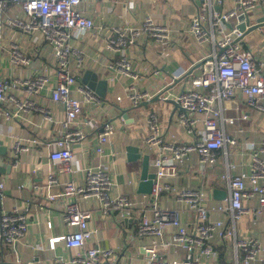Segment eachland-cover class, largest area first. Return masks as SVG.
I'll return each mask as SVG.
<instances>
[{
	"label": "crops",
	"instance_id": "obj_1",
	"mask_svg": "<svg viewBox=\"0 0 264 264\" xmlns=\"http://www.w3.org/2000/svg\"><path fill=\"white\" fill-rule=\"evenodd\" d=\"M201 4V0H90L83 5V10L94 20V28L72 42L73 47L84 52V61L78 70V82L88 87L80 79L86 71H95L99 78L107 80L108 91L103 99L91 89L100 102L86 104L83 114L73 123L71 129H82L87 139L73 144L74 161L70 173L55 172V166L50 160L55 142L65 131L62 124L65 120V106L61 102L52 101V92L57 84L56 62L53 57H46L44 42L40 39L34 41L27 34L9 26L7 18L18 7L11 5L6 11V23L0 40V77L12 85L17 80L33 78L35 74L42 73L49 77V82L34 95L26 94L19 86L13 87L12 96L20 104L30 101L33 106L21 109L12 106L17 116L11 121L5 119L4 113L0 114V183H4L0 210L14 213L26 211L29 216L27 235L21 242L13 245L0 239V264H32L35 258H38L36 264H71L74 256L87 253V249L97 248L114 250L115 264H146L148 252L155 242L170 241L174 232L171 228L161 240L138 236V215L146 213L151 217L154 200L150 201L145 198L149 194L138 191L142 159L129 161L126 147L138 146L141 156L148 155L150 158L149 173L154 172L152 161L158 155V150L145 143V139L153 132L150 122L152 115H155L159 133L166 137L165 140L193 142L195 136L178 121L179 109L175 110L173 104L164 102L159 97L155 101L152 99L161 93L174 97L185 85H189L186 77L173 82L172 75L184 69H189L188 72L194 69L195 66L191 68V64L202 62L213 50L209 43L197 45L190 34V19L201 11ZM232 5V0L227 1L223 9L228 10ZM148 15H153L158 25L169 30L170 38L157 41L146 32L128 46L125 56L130 61L136 78L124 77L118 71L108 69L106 64L123 54L115 53L107 47L110 37H117L114 30L120 29L128 34L130 29H140ZM260 15L262 12L257 11L253 21ZM245 43L254 56L259 57L264 49V27L247 35ZM12 45L23 53L27 63L15 64L11 61ZM201 70H194L192 75L201 73ZM132 86L149 92L151 98L134 107L129 99ZM118 97L120 100H117ZM237 103L232 104L225 112L228 117L235 119V124L220 123V127L224 128L227 136L235 140V144L229 143L226 150H222L217 166L213 169L202 172L198 166V157L192 155L177 174L166 175L162 183L168 188L158 199L162 206L180 207L177 191L187 187L204 190L207 193L206 204L220 206L226 196L224 199L216 198L213 191L227 193V185L222 180L227 171V161L235 164V168L230 170L231 174L249 173L253 155L245 145L247 142H264V111L248 105L243 98ZM110 106H113L112 109H109ZM244 114L248 121L242 119ZM106 121L114 124L115 131L109 137V143L103 145V153L99 154L97 135L102 132L101 125ZM198 129L203 130L202 121ZM259 155L264 157V153ZM114 157L120 159V163L113 166ZM99 167L107 170L113 177V196L124 195L135 205L130 216L125 218L120 210L104 211L97 198L82 199L63 195L66 182L73 180L77 185L84 186L85 173ZM53 171L56 182L51 188H47L48 176ZM35 186L43 188L37 191ZM48 194L54 195L56 199H49ZM68 203H76L80 209L92 212L93 218L89 221L92 238L83 248L69 249L63 244L52 248L51 239L67 234L69 230L64 220ZM252 205L256 207V201H252ZM226 217L221 212H214L212 215L214 220L224 221ZM183 218L190 229L196 219L194 214L185 213ZM243 218L245 221L242 223ZM243 218L236 224L238 237L254 235L264 245V211L257 216L245 215ZM48 223L50 228L46 229L45 225ZM214 244L220 248L223 257L225 247L219 236L214 239ZM227 252L226 259L232 262L233 255ZM160 256L181 259L183 253L170 245L168 248H161ZM202 264L222 263L221 259L218 263L203 259Z\"/></svg>",
	"mask_w": 264,
	"mask_h": 264
},
{
	"label": "built area",
	"instance_id": "obj_2",
	"mask_svg": "<svg viewBox=\"0 0 264 264\" xmlns=\"http://www.w3.org/2000/svg\"><path fill=\"white\" fill-rule=\"evenodd\" d=\"M88 1L90 0H0V40L6 23L5 13L11 5H15L18 7L16 12L7 18L9 26L27 34L34 41L40 39L44 42L46 57H53L56 62L57 84L52 92V101L61 102L65 106V120L62 123L65 131L50 153L55 172H72V146L76 142H85L87 135L80 128H71L83 114L86 104L100 102L89 87L78 82V70L84 61V52L72 44L94 28V20L83 10V5ZM201 1L202 9L191 17L189 30L197 45L209 43L213 50L200 62L201 73L188 77L189 69H184L172 75L173 82L186 77L189 85H185L174 97L165 93L158 95L162 101L171 98L180 105L178 121L195 138L191 143L165 140L166 137L159 133L155 115H152L150 122L153 132L145 139V143L155 146L158 155L152 161L153 174L156 176L152 191L145 198L154 200V204L151 217L146 213L138 215L136 231L140 237L161 240L170 228L174 230L169 242L160 241L152 245L146 264H202L203 259L212 263H218L221 259L222 264H264V245L254 235L238 237L236 229V224L243 216H257L264 211V157L259 155L264 153V142H247L245 145L253 155L249 173L231 174L230 170L235 168V164L227 161V171L222 180L227 185L228 194L222 205H207V193L189 187L177 191L178 208L164 207L158 201L161 193L168 188L162 183V179L169 173L177 174L192 155L198 157V166L204 172L217 166L222 150H226L229 143L235 144V140L227 136L224 128L220 127V123L235 124V119L225 114L226 109L243 98L248 105L264 111V49L259 57H255L245 43L248 35L245 32L255 24L254 14L264 11V0H232L233 5L228 10H224L223 6L231 0ZM240 24H245V31L238 28ZM114 32L117 37H110L107 47L115 53L123 54L110 64L107 63L106 67L118 71L124 77H137L125 52L141 34L147 32L149 37L157 41L170 38L169 30L158 25L153 15L146 17L140 29H130L128 34L120 29H115ZM11 53L13 63L28 62L14 45ZM194 66L195 63L191 64V68ZM48 82L49 77L42 73L35 74L33 78L17 80L12 85L0 77V114L4 113L5 119L11 121L17 116L12 106L20 109L33 106L30 101L20 104L12 96L13 87L19 86L26 94L34 95ZM151 96L149 92L132 86L129 99L137 107ZM242 119L248 121L247 115L244 114ZM200 121L203 123V130L198 129ZM101 127L102 132L97 135L99 154L103 153V145L109 143L108 139L115 131L114 124L108 121ZM113 159V166L120 163V159ZM54 171L48 176L47 188H51L56 182ZM84 178V186L77 185L73 180L66 182L63 195L82 199L97 198L104 211L120 210L125 218L131 215L135 205L124 195L113 196L114 180L107 170L101 167L95 171L90 169ZM35 188L40 191L43 186ZM3 192L4 183L1 182L0 206L3 203ZM47 197L56 199L52 194ZM252 201H256V207L252 205ZM214 212L225 213L226 220H214ZM185 213H193L196 218L190 229L183 218ZM28 217L26 211L14 213L0 210V239L13 245L21 242L27 235ZM92 218L90 210H82L76 203L66 204L64 220L69 230L67 234L52 238L50 247L61 244L69 249L85 247L92 238L89 230ZM45 228L49 229L50 224L45 225ZM217 236L225 247L223 257L220 248L214 244ZM170 245L179 249L183 258H162L161 248H168ZM226 252L233 255L232 262L227 261ZM115 255L112 249H87V253L74 256L71 264H115Z\"/></svg>",
	"mask_w": 264,
	"mask_h": 264
},
{
	"label": "water",
	"instance_id": "obj_3",
	"mask_svg": "<svg viewBox=\"0 0 264 264\" xmlns=\"http://www.w3.org/2000/svg\"><path fill=\"white\" fill-rule=\"evenodd\" d=\"M262 27H264V11L262 12V15L256 17L255 19V24L253 26L250 27L249 30H247L245 32V34H251L253 32H255L258 29H262ZM238 28H240L242 31H245V24H240L238 25ZM201 64L202 63H198L197 65H195V68L190 70L188 72L187 75H192L194 70L201 68ZM81 82L84 84H87V86L92 89L95 90L96 93L101 97V98H105L107 91H108V86H107V80L106 79H102L99 78V74L95 71H86L85 74L83 75V77H81ZM180 81V80H179ZM177 81V82H179ZM158 99V96L155 97L154 99H152V101H155ZM164 102H168L174 105L175 110L179 109L181 110V107L178 103L175 102V100L173 99H166V101ZM146 104V103H144ZM125 113V112H124ZM3 149V148H2ZM126 152H127V157L129 159V161H138L142 159V172H141V182L139 184V189L138 191L140 193L143 194H150L152 191V186L154 183V179H155V175L150 172L149 173V164H150V158L148 155H144L141 156L140 154V148L138 146H127L126 147ZM214 195L216 198L219 199H224L225 196H227V193L225 192H219L218 190H214L213 191ZM38 263V258H35V260L33 261L32 264H36Z\"/></svg>",
	"mask_w": 264,
	"mask_h": 264
},
{
	"label": "rangeland",
	"instance_id": "obj_4",
	"mask_svg": "<svg viewBox=\"0 0 264 264\" xmlns=\"http://www.w3.org/2000/svg\"><path fill=\"white\" fill-rule=\"evenodd\" d=\"M112 107H113V106H110L109 109H112ZM244 221H245V218H243L242 223H243ZM240 222H241V221H240ZM240 222H239V223H240ZM250 222H251V220H250ZM240 228H241V227H240ZM247 231H248V230H247ZM240 236H242L241 233H240Z\"/></svg>",
	"mask_w": 264,
	"mask_h": 264
}]
</instances>
